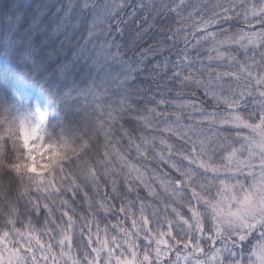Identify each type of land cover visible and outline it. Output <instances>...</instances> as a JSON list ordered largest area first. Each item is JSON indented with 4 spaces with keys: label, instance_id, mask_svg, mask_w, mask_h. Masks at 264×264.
<instances>
[{
    "label": "clouds",
    "instance_id": "clouds-1",
    "mask_svg": "<svg viewBox=\"0 0 264 264\" xmlns=\"http://www.w3.org/2000/svg\"><path fill=\"white\" fill-rule=\"evenodd\" d=\"M0 264H264V0H0Z\"/></svg>",
    "mask_w": 264,
    "mask_h": 264
}]
</instances>
